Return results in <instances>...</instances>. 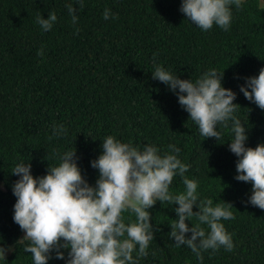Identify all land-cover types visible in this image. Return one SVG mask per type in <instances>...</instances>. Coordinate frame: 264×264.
<instances>
[{"label": "trees", "instance_id": "1", "mask_svg": "<svg viewBox=\"0 0 264 264\" xmlns=\"http://www.w3.org/2000/svg\"><path fill=\"white\" fill-rule=\"evenodd\" d=\"M181 2L83 0L81 7L79 0H0V246L14 249L0 264H34L17 243L25 233L13 220L15 164L30 162L38 178L47 174V156L76 150L82 175L95 186L99 171L91 162L109 135L141 150L154 145L161 154L175 144L178 158L190 165L186 175L198 182L200 198L233 205L235 219L221 221L233 251L209 249L200 261L169 236L178 205L157 201L148 210L154 239L138 264H264V210L247 203L251 183L235 179L238 157L229 150L230 131L222 129L219 143L202 137L177 95L152 76L154 55L181 79L195 81L211 68L224 72L222 84L237 94L234 103L240 105L235 115L245 122V146L264 143V110L240 91L264 68V0H243L239 10L231 5L230 29L214 24L207 32L187 20ZM69 4L76 9L75 24ZM105 9L111 10L107 20ZM51 12L57 22L44 31L36 17L47 19ZM58 125L66 135L55 129ZM183 188L181 177H174L170 191ZM123 215L127 222L130 213ZM186 223L191 228L196 220ZM62 251L65 259L53 252L48 264H66L68 250Z\"/></svg>", "mask_w": 264, "mask_h": 264}, {"label": "clouds", "instance_id": "2", "mask_svg": "<svg viewBox=\"0 0 264 264\" xmlns=\"http://www.w3.org/2000/svg\"><path fill=\"white\" fill-rule=\"evenodd\" d=\"M79 2L82 7L83 0ZM242 4L243 0H182L180 11L204 32L214 24L228 31L232 22L230 6L239 10ZM68 12L75 24L78 17L71 4ZM110 15L111 10L105 9L103 18L107 20ZM56 22L55 12L47 19L36 17L44 31ZM38 54L43 55V51ZM153 68V79L177 95L178 103L198 126L202 137L215 138L219 143L222 129L230 131L229 150L238 157L235 179L251 183L252 194L247 203L264 210V143L254 148L245 146V122L235 115L240 105L234 103L237 94L222 84L224 72L211 68L195 81L181 79L157 64L155 55ZM240 91L264 110V68L258 76L247 78ZM55 129L67 134L63 125ZM102 141V154L91 162L92 168L99 171L95 186L82 175L76 150L54 152L52 158L58 157V164H52V158L47 156V174L38 178L33 176L30 162L21 160L13 167L11 175L19 177L12 185L16 197L13 220L25 233L17 243L24 245V252L31 253L34 264H48L53 252L56 259H65L62 249L68 250L66 264H138L148 255L149 243L154 239L148 210L157 201L178 205L174 209L178 219L169 224V236L174 238L176 247L186 245L200 261L202 252L209 249L217 251L224 247L233 251L232 236L221 223L235 219L233 205L200 198L198 182L186 175L190 165L178 158L180 148L169 144L161 154L154 145L146 144L141 150L112 135ZM176 176L181 177L184 188L173 193L170 186ZM194 207L199 210L194 211ZM125 212L130 213L127 222ZM192 218L196 223L190 228L186 221ZM187 233H191L190 238ZM13 250L11 246H0V257L6 258V252Z\"/></svg>", "mask_w": 264, "mask_h": 264}]
</instances>
